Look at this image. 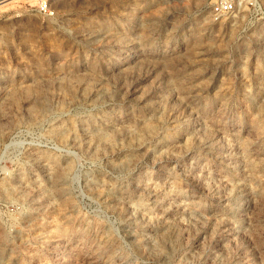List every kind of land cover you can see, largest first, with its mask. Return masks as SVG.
I'll use <instances>...</instances> for the list:
<instances>
[{"label": "rangeland", "instance_id": "obj_1", "mask_svg": "<svg viewBox=\"0 0 264 264\" xmlns=\"http://www.w3.org/2000/svg\"><path fill=\"white\" fill-rule=\"evenodd\" d=\"M39 1L0 2V264H264V0Z\"/></svg>", "mask_w": 264, "mask_h": 264}, {"label": "built area", "instance_id": "obj_2", "mask_svg": "<svg viewBox=\"0 0 264 264\" xmlns=\"http://www.w3.org/2000/svg\"><path fill=\"white\" fill-rule=\"evenodd\" d=\"M250 0H214L215 18L234 12L239 4ZM37 9L39 12L48 14L50 12L48 3L45 0H40Z\"/></svg>", "mask_w": 264, "mask_h": 264}, {"label": "bare ground", "instance_id": "obj_3", "mask_svg": "<svg viewBox=\"0 0 264 264\" xmlns=\"http://www.w3.org/2000/svg\"><path fill=\"white\" fill-rule=\"evenodd\" d=\"M2 1H5V0H1L0 2H2Z\"/></svg>", "mask_w": 264, "mask_h": 264}]
</instances>
